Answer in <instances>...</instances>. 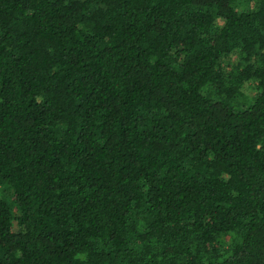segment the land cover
<instances>
[{
  "label": "trees",
  "instance_id": "trees-1",
  "mask_svg": "<svg viewBox=\"0 0 264 264\" xmlns=\"http://www.w3.org/2000/svg\"><path fill=\"white\" fill-rule=\"evenodd\" d=\"M0 264H264V0H0Z\"/></svg>",
  "mask_w": 264,
  "mask_h": 264
},
{
  "label": "rangeland",
  "instance_id": "rangeland-1",
  "mask_svg": "<svg viewBox=\"0 0 264 264\" xmlns=\"http://www.w3.org/2000/svg\"><path fill=\"white\" fill-rule=\"evenodd\" d=\"M248 87L245 92L247 93V95H253L255 93V89L251 86H246Z\"/></svg>",
  "mask_w": 264,
  "mask_h": 264
}]
</instances>
